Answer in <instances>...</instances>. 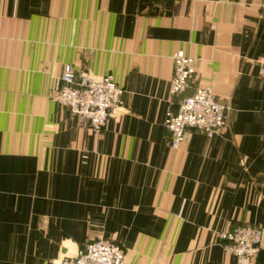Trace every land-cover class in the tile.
<instances>
[{
	"label": "crops",
	"instance_id": "0c3cea01",
	"mask_svg": "<svg viewBox=\"0 0 264 264\" xmlns=\"http://www.w3.org/2000/svg\"><path fill=\"white\" fill-rule=\"evenodd\" d=\"M228 107L176 147L172 54ZM264 0H0V264H57L95 237L121 264H239L220 232L264 231ZM124 88L100 131L51 96L63 66ZM264 264V234L258 255Z\"/></svg>",
	"mask_w": 264,
	"mask_h": 264
},
{
	"label": "built area",
	"instance_id": "2783aa9c",
	"mask_svg": "<svg viewBox=\"0 0 264 264\" xmlns=\"http://www.w3.org/2000/svg\"><path fill=\"white\" fill-rule=\"evenodd\" d=\"M173 70L170 92L179 94L176 108H167L164 125L172 147L184 139L186 130L194 128L207 135L219 131L227 123V105L211 86L196 85L190 90L194 74V57L177 49L172 54ZM258 70L264 75V56L258 59ZM61 85L51 96L66 105L74 118L87 122L100 131L116 106L124 105V88L111 72L94 75L76 69L70 62L63 66ZM263 228L256 223H242L220 232L222 247L236 256L239 264L254 259L261 248ZM124 247L108 237H95L78 246L74 254L63 253L57 264H121Z\"/></svg>",
	"mask_w": 264,
	"mask_h": 264
}]
</instances>
